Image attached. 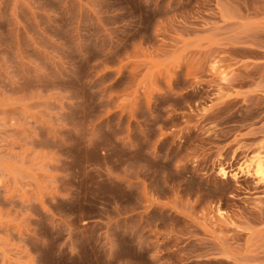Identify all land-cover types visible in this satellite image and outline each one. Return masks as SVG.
Here are the masks:
<instances>
[{
	"label": "rangeland",
	"instance_id": "rangeland-1",
	"mask_svg": "<svg viewBox=\"0 0 264 264\" xmlns=\"http://www.w3.org/2000/svg\"><path fill=\"white\" fill-rule=\"evenodd\" d=\"M264 0H0V264H264Z\"/></svg>",
	"mask_w": 264,
	"mask_h": 264
},
{
	"label": "bare ground",
	"instance_id": "bare-ground-1",
	"mask_svg": "<svg viewBox=\"0 0 264 264\" xmlns=\"http://www.w3.org/2000/svg\"><path fill=\"white\" fill-rule=\"evenodd\" d=\"M249 159V163L246 166L250 165L251 168L249 170L253 172L257 179L264 180V156L257 154Z\"/></svg>",
	"mask_w": 264,
	"mask_h": 264
}]
</instances>
